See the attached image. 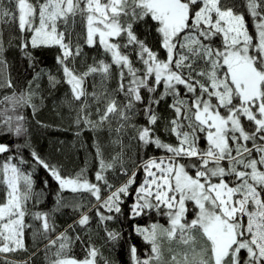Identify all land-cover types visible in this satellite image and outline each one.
<instances>
[{"label":"snow or ice","instance_id":"6c2138e0","mask_svg":"<svg viewBox=\"0 0 264 264\" xmlns=\"http://www.w3.org/2000/svg\"><path fill=\"white\" fill-rule=\"evenodd\" d=\"M138 25L155 34L157 48L146 42L147 33L143 39L137 34ZM5 28L18 34L14 38L30 59L32 49H59L60 78L48 73L50 84L69 86L71 99L79 102L75 123L93 131L107 128L115 154L105 159L102 146L94 145L99 170L93 182L86 169L66 175L31 151L34 164L57 184L55 209L34 211L29 205L39 196L33 173L22 167L28 163L22 155L27 139L0 142V253L27 251L25 234L33 230L37 240L46 241L47 264H98L101 253L90 238L83 258L73 254L81 237L57 233L54 211H80L69 225L75 231L91 220L81 211L79 194L94 198L102 223L121 213L124 198L134 194L130 218L154 212L166 224L135 228L150 251L142 258L130 245L132 264H264V0H0V54ZM84 46L99 48L104 58L87 63ZM0 66L6 60L0 58ZM113 78L116 88L110 89ZM0 88H13L11 79H0ZM33 95L13 91L0 100L10 105L0 109V136L26 137V118L17 108L35 111ZM169 98L172 115L164 131L174 143L156 132L157 109ZM140 114L145 124L135 122ZM125 137L136 141L137 159L126 151ZM150 146L164 155H139ZM109 170L125 179L110 183ZM29 217L39 227L33 229ZM120 238L107 231L108 241ZM164 242L170 245L167 258Z\"/></svg>","mask_w":264,"mask_h":264},{"label":"trees","instance_id":"16d2710c","mask_svg":"<svg viewBox=\"0 0 264 264\" xmlns=\"http://www.w3.org/2000/svg\"><path fill=\"white\" fill-rule=\"evenodd\" d=\"M237 4H242L243 0H236ZM240 11L246 13V9L241 7ZM246 21L249 24V30H253V22L250 16L246 14ZM137 34L143 39L147 33V43L157 48L155 34L148 31L143 25L136 26ZM18 34L5 28L4 30V50L0 54V58L6 60V66H0V79L10 78L13 88H0V100L5 95H12L13 91L19 96L21 93L27 94L33 92L31 103L36 105L35 111L31 106L18 107L17 112L25 116V127L27 129L26 137L17 138L15 136H0V142L14 145L23 143L27 139L28 147L22 152V155L27 164L22 167L33 173L34 190L39 196V202L34 206L30 202L29 207L34 211L49 212L55 209L57 184L49 173L41 167H38L32 161L31 151H36L42 158L48 162L60 167L64 174H75L80 169H86L87 177L95 181V173L99 170V160L96 157L95 144L99 143L104 150L105 159L110 160L114 155V145L111 140L114 136L110 135L107 128L101 131H93L87 126L75 123L78 103L71 99L69 86L66 83H58L54 87L48 80V73L55 75L58 79L60 73L56 63V56L59 54V49L56 47L32 49V58L25 55V51L18 46L20 41L16 38ZM163 55V53H161ZM93 58H104L99 48H89L84 46L83 59L87 63H92ZM134 58V57H133ZM80 59L78 58L77 67H81ZM37 73L40 76L37 77ZM35 78V79H34ZM29 82L31 87H29ZM92 78L88 79V89L92 90ZM117 81L115 78L108 82L110 89L116 88ZM171 100L166 99L159 105L157 111L161 116V120L156 126L157 135L165 142L174 143L175 138L168 135L164 131V124L172 115L168 108V103ZM10 107L5 102L0 104V109ZM92 119L95 120V105H92ZM11 114V113H9ZM137 124H145V118L142 114L135 117ZM125 144L128 145L126 151L137 159L136 141L125 137ZM203 146V143H202ZM7 155V154H5ZM140 156H162V150L150 146L146 151L141 150ZM4 157H0L2 160ZM127 166H131V162ZM109 182L114 185H119L125 177L120 175L119 171L109 170L106 173ZM143 179V173L137 175V185ZM47 180L48 185L45 187L44 181ZM137 185H133L136 187ZM103 194V193H102ZM69 200L72 199L71 193H64ZM79 198L84 207L81 211L86 212L90 217V223L86 228H81L78 225L75 231L69 228V225L74 224L80 217V211H73L71 208H60L54 211V220L57 233L68 231L69 235L75 237L77 234L81 237L80 240L74 241L72 252L79 258L85 255V248L89 243L93 244L101 257H98V264H104L107 259L112 264H132L129 254V246L137 247V255L142 258L150 251L143 237L137 235L135 228L137 226L146 227L151 223L159 222L166 224V218L157 215L154 212H149L146 215L130 218V206L134 203L135 195L124 198V203L121 205L122 212L112 213L114 219L106 222H100L96 215L94 198L88 193L79 194ZM105 215H109L106 210L101 209ZM27 222L33 224V229L39 227V222L33 221L30 217ZM107 231H113L120 234V239L116 242L108 241ZM46 241L37 240L33 236V230H28L25 234V246L27 251H16L9 253H0V264H23L24 261H29V264H47L45 259L44 245ZM164 249L165 246H164ZM181 251L182 248H179ZM35 253V255H33ZM51 255V253H49ZM165 258L169 256L168 250L164 252Z\"/></svg>","mask_w":264,"mask_h":264},{"label":"rangeland","instance_id":"374dc122","mask_svg":"<svg viewBox=\"0 0 264 264\" xmlns=\"http://www.w3.org/2000/svg\"><path fill=\"white\" fill-rule=\"evenodd\" d=\"M164 246H165L166 249H164ZM169 246H170V245H169L167 242H164V244H163V250H164V252H165L166 250H168ZM172 247H175V248L177 249V251L180 250V249H179L180 246H177L175 243H173Z\"/></svg>","mask_w":264,"mask_h":264}]
</instances>
